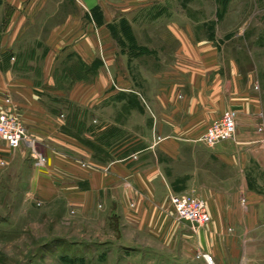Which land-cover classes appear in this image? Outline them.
Segmentation results:
<instances>
[{"label": "rangeland", "instance_id": "rangeland-1", "mask_svg": "<svg viewBox=\"0 0 264 264\" xmlns=\"http://www.w3.org/2000/svg\"><path fill=\"white\" fill-rule=\"evenodd\" d=\"M141 1L101 0L92 9H86L81 0L23 1L24 9L32 2L25 11L28 15L24 14L30 27L14 33L17 40L12 46L0 48L4 52H0V66L7 67L12 59L19 73L32 76L43 114L57 122L55 127L62 134L87 145L93 161L107 164L116 153L124 157L149 146L156 148L158 128L161 135L174 137L163 115L173 121L180 111L174 114L173 104L162 106L161 98L164 89H176L177 108L182 111L188 83L177 72L185 65L181 43L187 39L200 47L212 46L224 57L225 66L231 61L250 79L262 109L264 136V0H144L146 6H137ZM0 18V37H7L2 27L8 26L9 16ZM13 103V94L5 96L0 113L22 123ZM153 115L158 118L156 125ZM29 136L34 150L42 154ZM196 149L200 162L209 164L215 177L226 175L219 160ZM34 150L25 145L13 150L0 139V264H173L170 260L177 257L193 264L189 227L177 221L171 210L175 230H166L171 236L182 234L183 245L177 241L173 245L171 238L166 246L156 247L165 250L166 262L131 248L79 244L110 234L95 228L97 215L81 216L60 200L36 197L32 180L47 165L36 166ZM182 151L185 160L177 163L156 151L173 179L175 194L189 193L185 181L193 149ZM245 179L249 190L264 197V148L247 159ZM121 215L113 214L114 221ZM117 229L111 230L116 233ZM256 234L257 243L249 245L259 253L257 264H264V223Z\"/></svg>", "mask_w": 264, "mask_h": 264}, {"label": "crops", "instance_id": "crops-1", "mask_svg": "<svg viewBox=\"0 0 264 264\" xmlns=\"http://www.w3.org/2000/svg\"><path fill=\"white\" fill-rule=\"evenodd\" d=\"M23 1L27 3V0H0V16H9L8 26L4 24L2 27L4 35L11 36L9 43L7 37H0L1 49L12 46L18 31L30 27V19L24 14L32 2L24 9ZM81 1L86 9L101 4V0ZM138 4L146 6L148 3L143 0ZM129 8L131 11L133 7ZM66 22H69V14ZM181 46L185 65L177 73L187 81L189 93L182 98L181 111L177 108L176 89H164L161 105L168 107L173 104L176 106L173 113L180 111V114H176L173 121L163 115V119L172 125L175 135H161L158 128L153 142L157 147L152 150L149 146L124 157L116 153L107 164L93 161V153L87 145L62 134L55 127L57 122L43 114L32 76L19 73L17 63L14 65L12 59L7 67L0 66V106L4 104L5 96L14 95L13 104L19 109V118L25 123L23 126L39 144L38 151L47 159L45 169L37 170L32 180L31 188L36 197L47 202L60 200L81 216L93 213L98 217V221H92L95 228L110 234L101 240L77 241L79 244L131 248L138 254L156 256L157 260L162 258L166 262L165 250L156 247L165 245L171 238L173 245L177 241L181 246L183 242L182 234L173 233L171 236V232L166 230L167 227L175 230L171 224L169 212L172 208L168 200L173 179L167 175L156 151L177 163L185 160L182 149L189 148L193 149V156L185 190L204 201L210 217V223L190 235L193 251L190 260L193 264H205L197 257L202 253L211 256L215 264H257L259 253L250 245L257 243L259 236L256 233L264 223V197L248 189L245 166L247 159L264 148L261 144L264 136L260 131L263 128L261 105L250 79L231 65V61H228L230 68L225 66L224 57H220L212 46L200 47L187 39L182 40ZM228 110L237 114L235 141H225L214 148L204 147L199 138L211 122ZM181 112L185 114L183 120ZM153 117L156 125L157 115ZM196 148L209 159L219 160L227 171L226 175L215 177L211 166L200 162ZM130 205L134 208L131 209ZM113 214H122L121 219L114 221ZM102 215L104 221L99 218ZM114 226L119 228L116 233L111 230ZM129 237L132 241H123ZM153 240L157 245L151 244ZM170 262L187 263L182 257Z\"/></svg>", "mask_w": 264, "mask_h": 264}, {"label": "built area", "instance_id": "built-area-1", "mask_svg": "<svg viewBox=\"0 0 264 264\" xmlns=\"http://www.w3.org/2000/svg\"><path fill=\"white\" fill-rule=\"evenodd\" d=\"M235 134L236 113L228 111L219 119L211 122L198 141L204 147L214 148L222 142L235 141ZM0 139L8 148L13 150L21 145L34 150V142L23 124L19 120L2 113H0ZM33 152L35 153L36 166L45 167L47 159L35 150ZM168 200L175 219L186 223L191 234H196L209 223L210 217L204 201L193 193L175 194L170 192ZM198 258L203 260L205 264H215L208 254L201 253Z\"/></svg>", "mask_w": 264, "mask_h": 264}]
</instances>
